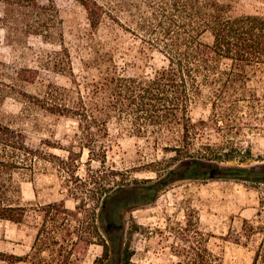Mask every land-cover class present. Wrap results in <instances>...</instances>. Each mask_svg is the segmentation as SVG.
Segmentation results:
<instances>
[{
	"label": "rangeland",
	"instance_id": "rangeland-1",
	"mask_svg": "<svg viewBox=\"0 0 264 264\" xmlns=\"http://www.w3.org/2000/svg\"><path fill=\"white\" fill-rule=\"evenodd\" d=\"M221 1L230 4L232 16L264 17V0ZM54 3L60 20L58 30L69 51L74 76L56 68L68 66L59 40L46 41L33 35L11 42L0 27V122L20 131L29 147L66 159L69 150L81 151L77 122L49 113L33 97H41L49 85L72 88L74 81L86 95L111 61L126 75L151 76L166 65V60L127 29L134 25L126 9L120 14V22L105 17L94 29L86 10L76 0ZM205 40L210 41V36L206 35ZM250 76V93L264 104V65L251 71ZM241 106L242 114L250 110L247 103ZM210 114L206 94L190 107L193 122L206 120ZM258 117L244 121L238 134H232L236 145L249 150L229 165L256 166L264 159V113L259 112ZM108 129L105 167L97 160L91 161L84 149L77 170L83 179L88 177L89 169L98 170L102 185H116L102 221H97L102 236L94 239L107 243L108 255L103 257L104 248L99 244H91L86 250L77 247L69 255L67 227L78 226L85 212L67 220L61 217L56 224L59 230L53 232V223L44 216L42 206L64 200L69 210H75L79 201L68 188L77 186L68 182V175L55 164L42 159L36 160L33 171L23 169L2 175L12 186L0 204L23 207L25 215L21 223L0 219V253L25 259L15 264H68L69 257L73 264H200L197 253L203 254L204 261L214 256L211 264H252L261 235L248 236L244 221L257 223L264 216V184L228 177L168 176L179 163L173 159L174 153L163 150L168 140L134 135L114 119ZM205 133L198 145L225 142L216 126L208 127ZM161 181L164 184H158ZM85 205L91 209L93 200L86 199ZM104 227L109 229L107 235ZM0 264L11 263L0 259Z\"/></svg>",
	"mask_w": 264,
	"mask_h": 264
},
{
	"label": "trees",
	"instance_id": "trees-1",
	"mask_svg": "<svg viewBox=\"0 0 264 264\" xmlns=\"http://www.w3.org/2000/svg\"><path fill=\"white\" fill-rule=\"evenodd\" d=\"M76 1L86 10L94 29L105 17L120 22V14L126 9L134 25L127 29L149 49L162 54L166 65L151 76H130L121 73L111 61L105 64L101 76L93 81L86 95L74 81L72 88L49 85L41 97H33L38 106L49 113L77 122L81 151L69 150L66 159L29 147L20 131L0 122V201L12 186L2 179L3 174L11 175L23 169L33 171L38 159L55 164L68 175V182L76 183L75 189L68 190L79 203L73 211L66 207L64 200L42 206L44 216L53 223V232L59 230L56 224L61 217L67 220L69 216L85 212L78 226L67 227L68 253L71 256L77 247L86 250L91 244H99L104 248L103 257L107 256V243L94 239L102 236L97 221H102L116 185H102L98 170L89 169L84 179L77 175V170L84 149L91 161L97 160L105 167L108 124L112 119L134 135L168 140L163 150L174 153L173 159L179 162L168 176L178 179L228 177L264 184V159L259 165L249 167L228 164L249 150L236 145L232 134H238L244 121L258 119L259 112L264 113L261 99L248 88L250 72L264 65V17L232 16L230 4L221 0ZM59 25L54 0H0V27L6 32V39L18 43L34 35L46 41L59 40L61 55L68 66L56 68L60 72L68 70L74 76ZM206 35L210 36V41L205 40ZM205 94L210 100L211 114L206 120L193 122L190 107ZM91 101L94 102L89 105ZM242 103H247L250 109L243 114L240 113ZM212 126L220 129L225 142L198 145V140L206 136L205 129ZM86 199L93 200L91 209H86ZM24 215L23 207L0 204L2 220L21 223ZM244 230L248 236L261 235L252 264H264V216L257 223L245 220ZM108 231V227H104L106 235ZM53 244L57 245L58 241L54 239ZM197 254L200 264L215 262L212 255L204 261L203 254ZM0 256L9 257L11 260L0 259L11 264L25 260L13 254L0 253ZM69 258L68 264H73Z\"/></svg>",
	"mask_w": 264,
	"mask_h": 264
}]
</instances>
